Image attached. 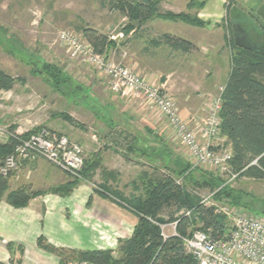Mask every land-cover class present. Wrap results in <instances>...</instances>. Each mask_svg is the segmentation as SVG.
<instances>
[{"label":"rangeland","instance_id":"374dc122","mask_svg":"<svg viewBox=\"0 0 264 264\" xmlns=\"http://www.w3.org/2000/svg\"><path fill=\"white\" fill-rule=\"evenodd\" d=\"M109 1L0 0V70L14 79L22 80L21 82L16 81L10 91L0 94V144L7 140L11 128H15L17 133L26 134L33 131L40 132L43 129L51 131L48 127L50 125L62 127L66 130L68 133L60 135L80 145L86 161H88L87 157L90 153L94 154L98 149L99 152L116 150L122 153L125 143L122 140L117 141L118 132L121 130L110 125L113 128L111 133H108L107 131L110 129L108 130L105 125L111 122L113 124L120 123L121 113L114 112L113 121L108 118L110 122L106 121L104 124L101 122L106 118L103 117L104 113L100 112L98 114L99 117H103L101 120L94 117L93 110L95 109L93 108L92 98L97 99L102 104L112 101L114 96L117 98L115 99L117 103H121V99L118 98L124 97L120 93L111 91L110 79L100 71L71 60L59 42V35L63 32L71 33L81 41H85L78 30L80 28L95 30L108 37L110 41L115 42L105 57L115 64H124L127 67H129V62L133 60L137 49L141 50L144 49L142 46H150L149 42L152 44V41L159 39L161 34L169 33L180 36V38L201 41L203 44L202 50L195 51L191 61L187 60L191 63V66L187 65L186 62L183 64L182 60H178L177 54L172 56V53H169L166 56L173 63H167L164 70H167L168 67L178 73L171 81L172 88L176 90L178 96L182 94L188 98L190 107H192L191 103H194L197 104L199 110H203V113H200L197 117L195 116L196 119L203 120L206 117L205 103L208 99L219 95L220 88L225 83L229 72L231 58L234 55L232 25L234 23L233 18L236 16H233L232 12L238 10L246 14L249 10H252L254 15L252 16L255 17L258 3L257 0H160L162 13L170 12L175 15L187 14L196 17L205 24L204 28L211 31L212 35L208 36L203 34L197 27H189L181 21L174 22L156 17L147 21L142 28H131L130 30L128 21L111 9ZM198 12L203 13L202 16H198ZM258 23L262 25L260 20H258ZM207 40L211 44H216L213 50L207 46ZM219 42H221V46L218 45ZM154 44L158 45L155 42ZM262 46L264 48V43ZM162 51L167 53V50L162 49ZM163 55L165 57V54ZM43 63L55 66L69 78L71 88L77 89L78 94L82 95L77 97H81L83 104L75 106L76 101L72 100V96L60 95L37 72ZM159 63V66L162 67L163 64ZM197 63H199L200 68H197ZM172 65H174V68ZM200 85L202 86L199 87ZM91 94L92 98L89 96ZM171 97L173 98V96ZM128 99L134 100L139 107L143 106L149 112H152L143 101L135 98ZM175 103L177 106L176 101ZM153 115H156V112H153ZM65 117H71L74 124H69ZM136 126L138 127L137 137L141 133L142 138L145 140L146 130L149 127L145 122L136 123ZM164 126L165 123L162 121L158 124V127L154 126L148 130L159 133L158 136L165 140L169 151L178 156L183 162L193 165L194 162L187 158L186 150L173 141L169 129L167 127L164 129ZM103 129H106V131L104 132ZM94 136L96 139H93ZM216 144L222 145L221 140ZM161 148L163 147L160 144L158 151ZM144 162L149 164V161ZM154 164L160 172L164 171L158 161ZM206 171L216 173L214 169L209 167L206 168ZM59 174L64 177L68 176V182H66L68 184L73 181L79 183L92 182L91 179L94 173L92 175L87 172L84 173L83 169L79 177H73L64 172ZM222 179L227 180L225 176H222ZM96 186L97 189H101L99 185ZM229 186L238 192V197H241L239 199L241 206L233 208L241 209L247 214H264V181L237 178L230 182ZM57 187L38 188L31 191V188L27 185H22L18 189H25L26 193H41L29 202L30 205L33 200L46 194L55 195L49 192ZM8 189L9 192L18 190H13L9 186ZM196 194L199 197L210 195L207 190L198 191ZM109 195L116 198L114 193H109ZM28 206L25 208H28ZM191 217L197 221L195 214ZM194 229L197 230L196 227ZM167 233H171V230H168ZM40 238L35 240L36 248L57 259V264H60L61 259L58 256L60 252L67 264L78 262L76 254L81 251L54 247L43 238L46 244L53 248V251L47 252L39 247ZM1 245L6 250L7 257L5 260H0V264L25 263L26 256L24 253L26 249L24 245L4 240L1 241Z\"/></svg>","mask_w":264,"mask_h":264},{"label":"trees","instance_id":"16d2710c","mask_svg":"<svg viewBox=\"0 0 264 264\" xmlns=\"http://www.w3.org/2000/svg\"><path fill=\"white\" fill-rule=\"evenodd\" d=\"M111 9L123 16L129 29L142 28L153 18L169 21H181L189 26L204 28L205 24L198 18L187 15L162 13L160 0H110ZM235 12V13H234ZM240 25L251 23L258 27L257 31L264 34V26L259 25L258 18L244 14L238 10L232 12ZM136 24V26H135ZM85 41L90 44L98 55H106L115 42L92 29H78ZM162 44L174 52L190 54L197 51L195 46L181 38L163 34L153 41ZM234 55L230 62V71L220 93L221 109L220 138L221 147L230 149L231 159L228 163L230 172L237 178L264 181V53L239 49L232 41ZM62 96H74L79 93L72 89L70 80L62 71L50 64H42L37 71ZM0 70V94L10 91L16 81ZM73 125L71 117H65ZM11 128L7 141L0 144V167L3 159L11 153L18 139H24L39 131L22 135ZM161 148L155 162L161 164L164 171L154 170L143 177L142 194L129 199L116 195V199L133 210L138 216V223L129 239L119 240L115 252L86 251L76 254L78 262L88 264H197L188 254L181 239L190 236L195 230L210 235L214 240L224 238L229 232V224L224 216L215 212L212 207L201 204L198 191L207 190L213 193L218 203H227L231 207L241 206L238 192L234 191L218 173L208 172L183 162L178 156H171L166 145ZM169 152V153H168ZM96 163H84V173L92 174ZM10 177V176H9ZM0 175V202L6 201L13 208L20 209L41 193H26L25 189L13 192L8 190V178ZM79 184L70 182L55 188L52 194L68 196ZM108 194L109 191H106ZM107 198V195H103ZM237 196V197H236ZM186 212L190 214L185 215ZM195 214L197 221L191 217ZM264 215V214H261ZM176 223V235L164 240L160 225ZM41 249L50 252L53 248L39 239ZM55 251V250H54ZM56 253V252H55ZM60 256V264H67Z\"/></svg>","mask_w":264,"mask_h":264},{"label":"crops","instance_id":"0c3cea01","mask_svg":"<svg viewBox=\"0 0 264 264\" xmlns=\"http://www.w3.org/2000/svg\"><path fill=\"white\" fill-rule=\"evenodd\" d=\"M202 14L198 12V16H202ZM197 29L201 30L203 34L212 35L211 31L206 28ZM164 34L180 38L174 34ZM214 35L217 36L216 33ZM181 39L192 43L197 50H202L201 41L182 37ZM149 43L150 46H142L144 49L141 50L137 49L133 60L129 62V67L150 83L161 88L170 97L173 96L172 99L177 102L178 110L183 119L192 118L201 122L196 117L203 113V110H199L197 104L194 103H191L192 107H190L188 98L182 94L178 96L176 90L172 88L171 81L178 73L168 67L167 70H164L167 63H173L166 56L169 53H172V56L177 54L178 60H182L183 64L186 62L187 65L191 66L187 60L191 61L195 52L182 54L174 52L162 44L156 45L153 41L152 44ZM215 45L207 40V46L211 50L215 48ZM218 45L221 46V42ZM162 49L167 50V53ZM162 52L165 57L161 54ZM189 57L190 59H188ZM159 62L163 64L162 67L159 66ZM172 67L174 68V65ZM197 68H200L199 63H197ZM109 95L111 97L110 93ZM77 96L82 95H74L72 100L76 101L75 106H80L83 101L81 97ZM89 96L91 97L92 94ZM115 99L117 98L114 96L112 101L101 104L97 99L92 98L95 109L93 114L99 120L106 117L105 120H101L105 124L106 121L110 122L109 119L113 121L114 112L121 113L120 123L113 124L111 122L105 125L108 130L110 129L107 131L108 133H111L113 127H118L121 130L118 132L117 141L122 140L125 143L122 153L116 150L99 152V149L94 154L90 153L87 160L91 164L96 163L94 174L92 173V182L79 183L68 196L46 194L33 200L28 208L20 210L8 206L4 200L0 202V260H5L7 257L6 250L1 245L3 240L25 246L26 261L24 264H57V259L36 248L35 240L37 238L42 237L54 247L67 250L81 252L109 250L115 252L119 240L129 239L132 236L138 223V216L125 204L117 201L116 198H112L106 191L126 199L141 195L143 176L145 174L150 176L154 170H159L155 167L156 163L154 164L155 160L153 162V159L154 157L157 158L160 142L166 147L168 145L163 138L158 136L159 133L148 130L154 126L158 127V124L163 121L159 114L153 115V112H149L145 107H139L134 100L119 97L121 103H117ZM100 112L104 113L103 117H99ZM141 122H145L149 127L146 130L145 140L141 133L138 134L139 137L136 134L138 131L136 123L140 124ZM110 125L113 127L111 128ZM48 127L51 132L56 134L68 133L62 127L50 125ZM165 127L166 125L163 128L165 129ZM103 130L106 131V129ZM15 133L17 135L22 134L16 131ZM71 136L73 135L71 134ZM93 139L96 137L94 136ZM220 140L223 141V139ZM166 149L168 150L169 147ZM219 149L223 148L217 144L216 150ZM170 153L171 156H174L171 151ZM142 160L149 161V164ZM55 170L63 173L43 160L25 164L18 172L9 177L8 186L16 190L22 185H27L31 191H35L38 188L47 189L66 184L68 176H61ZM96 185H99L101 189H97ZM103 195H107V198Z\"/></svg>","mask_w":264,"mask_h":264},{"label":"built area","instance_id":"2783aa9c","mask_svg":"<svg viewBox=\"0 0 264 264\" xmlns=\"http://www.w3.org/2000/svg\"><path fill=\"white\" fill-rule=\"evenodd\" d=\"M59 42L69 58L91 66L111 81V91L120 93L124 98L143 101L146 107L161 116L169 129L174 142L181 145L194 167L214 169L218 175L226 177V184L234 181L229 169L230 149L216 150L220 138L221 109L220 93L205 103L206 117L197 122L183 119L175 101L158 86L138 75L130 67L115 64L105 55H98L86 41H81L71 33L59 35ZM46 161L60 171L79 177L84 169L85 159L82 147L67 137L49 130L18 139L16 145L2 161L0 175L7 178L23 165ZM201 204L212 207L215 212L227 219L228 234L214 240L209 234L194 230L190 236L181 239L188 254L197 264H264V215L247 214L227 203L218 204L213 193L200 197ZM190 213L186 212L188 216ZM164 240L176 235V223L160 225ZM171 230V233H167ZM69 264H88L72 262Z\"/></svg>","mask_w":264,"mask_h":264},{"label":"flooded vegetation","instance_id":"af4514ba","mask_svg":"<svg viewBox=\"0 0 264 264\" xmlns=\"http://www.w3.org/2000/svg\"><path fill=\"white\" fill-rule=\"evenodd\" d=\"M257 8L256 10L263 4L262 1L257 0ZM255 10V12H256ZM249 16L253 15L252 10H249L248 12ZM254 16V15H253ZM253 16H252V20H253ZM255 21V19L253 20ZM233 25H232V31L234 33V39L235 37H239V38H243L246 35L251 39L252 42H254L257 45H262L264 43V34L261 33V35L254 29V25H252L251 23L245 25L244 28V24L243 26L239 24L238 20H235V18H233Z\"/></svg>","mask_w":264,"mask_h":264},{"label":"water","instance_id":"95a60500","mask_svg":"<svg viewBox=\"0 0 264 264\" xmlns=\"http://www.w3.org/2000/svg\"><path fill=\"white\" fill-rule=\"evenodd\" d=\"M263 2V4L256 10L255 15L260 20L262 25L264 26V0H260ZM245 28V24H244ZM258 27H254V29L257 31ZM258 32V31H257ZM260 35L261 33L258 32ZM234 44L237 48L246 50V51H252V52H260L264 53V48L262 45H257L254 42L251 41V39L246 35L243 38L235 37Z\"/></svg>","mask_w":264,"mask_h":264}]
</instances>
